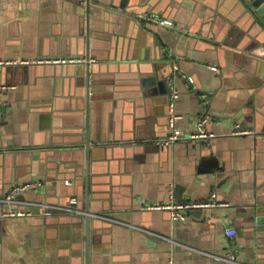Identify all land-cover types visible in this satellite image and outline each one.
Returning a JSON list of instances; mask_svg holds the SVG:
<instances>
[{
	"label": "crops",
	"instance_id": "crops-1",
	"mask_svg": "<svg viewBox=\"0 0 264 264\" xmlns=\"http://www.w3.org/2000/svg\"><path fill=\"white\" fill-rule=\"evenodd\" d=\"M251 17L236 0H0V58L92 59L0 70V196L41 182L0 204V264H264V31ZM169 76L182 138L165 144ZM202 117L215 137L190 139ZM236 124L252 133L231 135ZM212 192L225 205L184 221L148 208ZM71 198L166 238L68 214L3 216Z\"/></svg>",
	"mask_w": 264,
	"mask_h": 264
},
{
	"label": "built area",
	"instance_id": "built-area-1",
	"mask_svg": "<svg viewBox=\"0 0 264 264\" xmlns=\"http://www.w3.org/2000/svg\"><path fill=\"white\" fill-rule=\"evenodd\" d=\"M136 17L139 20H144L146 22L157 23L159 25L164 26H171V22L165 18H162L157 15H149L145 13H137ZM92 59L88 57L82 56H39L33 58H25V57H17V58H0V70L6 66H17V65H39V64H84L90 62ZM176 69V67H175ZM168 85L170 91L168 93V116H167V125L169 128V136L166 143L174 142L178 139H181V133L176 128V121L180 117L179 114L176 112V100L179 96V93L174 85V77L169 76L168 78ZM0 115H2V110H0ZM206 118L202 117L196 125V128L193 132L190 133V139H199V140H208L215 137L214 133L208 132L206 130ZM252 133L251 130L241 127L239 124L233 126L230 134L231 135H244ZM41 186V182L39 181H26L13 184L5 194L0 196V204H12L18 202V196L24 194L27 191L34 190ZM27 205H31L38 210L32 211L29 209H17V208H10L7 211L3 212V216L9 218H17V217H30L34 216L36 213L40 214L41 216L49 217L55 214H68L73 216H81V217H88L93 219H102L110 222H117L120 224H125L131 226L132 228L149 235H153L160 238H166L161 234H157L151 230H148L142 226H135L131 224L123 223L119 220H116L109 216L108 214H101L98 212H91L89 210H83L78 207L77 200L75 198L69 199V201L65 204H51L45 202H26ZM220 205H225L224 202L217 199L216 193L212 192L211 196L207 200L203 201H186V202H173L172 200L168 203L163 204H155L148 206V208L154 210H162L168 209L171 214V218L173 220H181L184 221L187 219L186 211L191 208H205V207H216ZM226 237L231 238L235 234V229L232 227H227L225 229ZM188 247V246H186ZM228 260L232 263H237L235 256L229 255L227 256ZM167 264H173L172 258L168 259Z\"/></svg>",
	"mask_w": 264,
	"mask_h": 264
},
{
	"label": "water",
	"instance_id": "water-1",
	"mask_svg": "<svg viewBox=\"0 0 264 264\" xmlns=\"http://www.w3.org/2000/svg\"><path fill=\"white\" fill-rule=\"evenodd\" d=\"M236 1L245 10H249V12L251 13V16H252L251 18L253 19L254 23L256 25H258L262 31H264V0H236ZM87 2H88V0H87ZM84 70H85L87 80H88L89 73H90L89 66L86 65V69H84ZM87 88H88V83H87ZM10 187L11 186H8V189ZM7 190H6V192H7ZM18 198H20V197H18ZM47 202H49V201H47ZM84 220H85L86 229H87V228H89V223L91 220L88 217H85ZM92 221H94V220H92Z\"/></svg>",
	"mask_w": 264,
	"mask_h": 264
}]
</instances>
